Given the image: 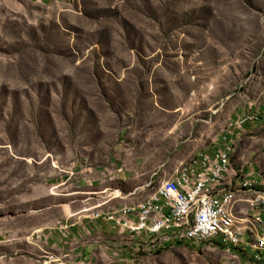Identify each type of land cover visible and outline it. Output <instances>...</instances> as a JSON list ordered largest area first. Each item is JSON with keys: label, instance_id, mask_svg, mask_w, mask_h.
Returning a JSON list of instances; mask_svg holds the SVG:
<instances>
[{"label": "rangeland", "instance_id": "obj_1", "mask_svg": "<svg viewBox=\"0 0 264 264\" xmlns=\"http://www.w3.org/2000/svg\"><path fill=\"white\" fill-rule=\"evenodd\" d=\"M222 145L226 180L254 178L231 209L250 248L263 219L249 213L264 196V0H0V264H69L56 240L71 223L88 242L91 216ZM125 255L113 262L248 264L231 244Z\"/></svg>", "mask_w": 264, "mask_h": 264}, {"label": "built area", "instance_id": "obj_2", "mask_svg": "<svg viewBox=\"0 0 264 264\" xmlns=\"http://www.w3.org/2000/svg\"><path fill=\"white\" fill-rule=\"evenodd\" d=\"M249 118L253 120L254 113ZM220 160H229L231 165L230 153H223V145L211 150L206 149L205 153L197 159L196 167L185 171L179 181H171L164 191L152 194L142 208L117 213L112 217L97 215L91 216V218L108 222L116 229L132 228V231L140 233V241H124V248L129 255H136V251H148V253L153 250L161 251L175 243H190L195 246L199 243H209L210 245L215 239L211 238L210 233H205V226H210V222L207 220V207L213 206L209 196L196 206V209L202 210V219L198 230L191 232V235H195V242H186V237L182 235L183 226H176V219H185V224L187 223L189 214L182 212V204L187 203L190 197L208 182V174L223 172L220 171ZM237 171L234 170V174ZM249 179H254L250 171ZM255 204L259 205V212L249 214L264 219V202L255 201ZM145 219H152V227H145ZM156 224L164 225L162 240L142 243V235L154 232ZM233 250L240 251L241 259L248 261V264H264V249L252 252L251 247L243 248L240 244H235L233 240Z\"/></svg>", "mask_w": 264, "mask_h": 264}, {"label": "bare ground", "instance_id": "obj_3", "mask_svg": "<svg viewBox=\"0 0 264 264\" xmlns=\"http://www.w3.org/2000/svg\"><path fill=\"white\" fill-rule=\"evenodd\" d=\"M256 119V117L254 118ZM223 153H227L223 150ZM204 154V152H198L194 154L188 160V168H182L180 171L181 176L185 171L190 170V166L193 167L196 161L200 158V156ZM179 173V170H175ZM220 171L222 173H210L208 174V182L203 184L201 188L190 197L187 203L182 204V212L189 214V219L185 224V219H176V226L182 227V235L186 237V242H195V235H191V232H196L198 230L199 224L202 219V210L196 209L201 201L207 199L209 196V200L213 202V206L207 207V220L210 222V226H205V233H210L211 238H214L211 243H214L219 246H223L225 244L234 243L237 244L240 241V237L244 235L245 226L240 225V221L242 218H237L231 213V209L233 208V196H234V188L240 189H251L253 186V180L249 179V177H242L237 183H230L226 180V175L228 172V160H220ZM180 179L168 178L166 180L161 181L157 184L152 192L140 201L135 204H129L120 207L116 212L108 213L107 217H112L117 213L125 212L132 209L142 208L146 205L149 197L152 194H159L160 191H164L165 188L171 184V181H179ZM232 186V187H231ZM257 202H263L264 196H257ZM243 223V222H242ZM145 227H152V219H145ZM258 227L261 230V234L258 232L253 233V241L247 244L251 247L252 252H259V249H264V219L258 220ZM126 230L131 237L132 242L140 241V233L132 231V228H122ZM257 231V229H256ZM164 237V225L156 224L154 226V232L146 233L142 235V243H150V241H159ZM158 250H153L155 252Z\"/></svg>", "mask_w": 264, "mask_h": 264}, {"label": "crops", "instance_id": "obj_4", "mask_svg": "<svg viewBox=\"0 0 264 264\" xmlns=\"http://www.w3.org/2000/svg\"><path fill=\"white\" fill-rule=\"evenodd\" d=\"M212 148H209L208 150H211ZM171 175H174V171ZM233 181L237 182L239 181V178H234ZM88 221L90 222L88 225L89 228L86 230L88 232L92 231L90 240L83 243L76 238L74 231L78 222L75 221L70 224L73 226V228L70 229V232L67 233V235L62 234V236L56 240L58 255L66 258L69 264H118L114 263L113 260H122V258L119 259L118 257L126 256L125 254L127 251L124 248L125 242L118 234L117 229L110 223L101 220H94L91 218ZM122 231L127 234L129 239L133 237L126 231ZM100 240L103 243L101 245L99 244ZM67 242L68 246H65L64 243Z\"/></svg>", "mask_w": 264, "mask_h": 264}]
</instances>
